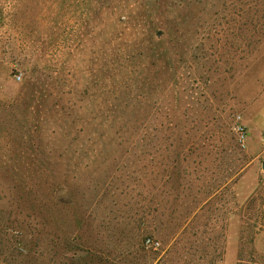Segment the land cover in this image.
<instances>
[{
  "label": "rangeland",
  "instance_id": "rangeland-1",
  "mask_svg": "<svg viewBox=\"0 0 264 264\" xmlns=\"http://www.w3.org/2000/svg\"><path fill=\"white\" fill-rule=\"evenodd\" d=\"M196 2L0 0V264H264V0Z\"/></svg>",
  "mask_w": 264,
  "mask_h": 264
},
{
  "label": "trees",
  "instance_id": "trees-1",
  "mask_svg": "<svg viewBox=\"0 0 264 264\" xmlns=\"http://www.w3.org/2000/svg\"><path fill=\"white\" fill-rule=\"evenodd\" d=\"M197 0L196 3H199ZM133 12V11H132ZM133 18L130 16L126 18L128 24H131ZM155 26L159 25V21H155ZM113 71L117 76L118 71L126 67L127 51L115 49L113 52ZM130 62V61H129ZM114 87H122L121 83H113ZM116 88L117 90H119ZM125 89H128L126 87ZM100 104L98 103V111L96 116L104 117L107 120L110 128L115 131V138L123 136L130 141L142 140V125H141V99L139 95H110L104 99ZM97 102V101H96ZM95 119V118H94ZM93 120V119H92Z\"/></svg>",
  "mask_w": 264,
  "mask_h": 264
},
{
  "label": "built area",
  "instance_id": "built-area-1",
  "mask_svg": "<svg viewBox=\"0 0 264 264\" xmlns=\"http://www.w3.org/2000/svg\"><path fill=\"white\" fill-rule=\"evenodd\" d=\"M150 242V241H149Z\"/></svg>",
  "mask_w": 264,
  "mask_h": 264
}]
</instances>
